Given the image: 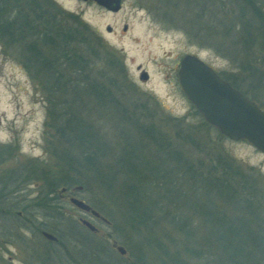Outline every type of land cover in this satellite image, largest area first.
I'll list each match as a JSON object with an SVG mask.
<instances>
[{
  "label": "rangeland",
  "instance_id": "rangeland-1",
  "mask_svg": "<svg viewBox=\"0 0 264 264\" xmlns=\"http://www.w3.org/2000/svg\"><path fill=\"white\" fill-rule=\"evenodd\" d=\"M39 1L42 0L35 4L37 19ZM52 1L65 17L71 15L74 22L86 24L97 33L103 53L119 62L110 74L119 73V76L111 79L115 83L110 88L111 99L105 98L104 93L101 98L105 101L98 102L87 94V90L83 91L86 84L77 94L68 89L67 94L65 90L62 92L64 95L56 80L51 51L46 49L45 37L40 35L39 20L33 17L35 35H28L26 41L36 48L40 59L32 57L29 60L22 48L19 55H13L0 39V185L6 188L11 201L22 206L16 212L22 227L8 224V229L4 230L1 224L4 219L0 218V231L4 233L0 232V264L68 263L54 257V250L34 223L39 222L37 218L41 214L48 212L38 204L37 197L58 196L62 189V185H58L67 178L80 181L89 177L84 170L77 174V165L81 161L79 150L68 148L63 136L57 132L58 126L62 129V108L69 100L75 104L70 105L66 113L91 120L102 142L113 150L122 145L126 134L133 135L131 118H135L141 122V131L154 121L157 132H170L171 138L179 141L176 144H188L184 145L186 152L196 159L207 160L204 157L211 154H228L257 181L264 202V153L247 141L224 137L209 125L184 94L177 75L182 58L188 54L196 55L219 74L239 84L264 108V0H122V9L117 13L90 1ZM101 63L102 70L106 65L104 60ZM145 72L149 75L148 81L141 80ZM59 73L65 72L60 70ZM65 76L66 82L84 81L70 74ZM98 81L105 84L107 80ZM52 111H55L53 118ZM181 131L187 133L180 134L185 136L184 141L176 135ZM192 144L207 145L200 153ZM108 154L109 158L113 153ZM55 186H58L57 194H48ZM76 187H82L81 191L75 192L76 197L101 210L107 220L114 223L108 220L110 224H106L84 215L68 199H59L64 207L63 220L56 223L63 234L69 230L68 223L80 224L79 219L86 218L97 227L96 234L105 239L108 248L112 247V241H122L126 250L128 247L132 253L144 250L147 264H169L165 254L128 229L124 202L120 197L115 195L113 203L109 194L95 183ZM223 209L231 219L243 221V214L237 209L225 205ZM262 213L263 209L261 216ZM190 218L192 226L198 227L200 237L209 235L212 238V232L209 234L211 224L193 215ZM161 221L160 229L156 231L159 241L163 244L164 237V242L170 244L169 250L182 252L177 246L183 238L167 221ZM80 229L76 236L83 239L80 235L88 231ZM260 229L264 231V225ZM112 234L118 235L117 239L110 238ZM66 237L69 244V235ZM172 240L175 245L171 246ZM76 248L79 250L80 246ZM64 255L67 259L68 254L64 252ZM116 255L118 257L119 253ZM123 260L131 264L135 261L128 255Z\"/></svg>",
  "mask_w": 264,
  "mask_h": 264
},
{
  "label": "trees",
  "instance_id": "trees-1",
  "mask_svg": "<svg viewBox=\"0 0 264 264\" xmlns=\"http://www.w3.org/2000/svg\"><path fill=\"white\" fill-rule=\"evenodd\" d=\"M36 1L0 2V39L15 56L19 55L22 48L27 57H30L29 60L32 57L40 59L36 48L26 41L28 35L30 37L34 34L33 6L37 4ZM38 4V20L42 29L40 35L45 37L44 45L51 51L55 61V76L61 93L65 90L67 94L70 89L72 94H77L80 87L86 84L83 91L87 90V94H91L98 102L104 100L101 98L104 93L105 98L111 99L110 88L115 85L111 79L118 78L119 73L112 76L110 70H114L119 62L103 53L102 41L97 33L86 24L74 22L73 16L65 17L64 12L52 0H42ZM103 60L106 67L101 70ZM60 70L65 73L60 74ZM66 74L84 81L66 82ZM219 75L264 109L239 84L227 76ZM102 78L107 80L105 84L99 83L98 80ZM106 103L109 104L108 101ZM65 104L60 114L62 129L58 126L57 132L63 136L68 148L76 147L79 150L81 161L77 169L84 170L89 177L80 181L67 178L58 186L62 185L61 188L69 191L78 184L87 187L88 184L95 183L109 194L113 203L115 195L120 197L124 202L128 229L141 236L147 245L151 244L162 255L165 254L169 264H264V231L260 229L264 225L263 195L257 181L233 157L228 154H211L204 157L207 160L196 159L186 152L188 144H176L179 141H174L170 132H157L154 121L141 131V122L135 118H131L134 136L126 134L127 138L122 145L113 150L109 144L102 142L91 120L66 113L75 101L69 100ZM54 116L55 111H52L51 117ZM203 124L207 125L204 121ZM180 134L187 133H176L177 138L184 141L185 136ZM153 142L159 144H151ZM192 145L201 153L207 144ZM108 152L113 153L109 158ZM71 157L74 158L72 152ZM79 170L78 175L83 173ZM58 186L49 190L48 194L56 195ZM5 191L6 188L0 185V218L4 219L2 229L7 230L8 224L20 228L22 225L16 212L22 206L11 201L10 194ZM36 199L48 212L37 218L39 222L34 223L35 228L41 235L43 231H47L58 238L57 243L46 240L54 250V257L67 260V264H131L123 260L125 256H115L116 250L108 248L105 239L88 229L86 234L80 235L83 239L77 238V230L85 229L79 223H68L69 230L63 234L64 231L57 224L63 220L64 207L59 200L60 195ZM224 205L242 213L243 221L225 215ZM95 210L106 218L101 210ZM190 215L212 225L209 232H212V238L209 235H198V227L192 226ZM108 220L114 223L111 219ZM161 220L167 221L171 229L183 238V241H178L177 246V250L182 252L169 250L170 244L164 242V237L163 244L159 241L156 231L160 229ZM0 232L4 234L3 231ZM68 235L69 244L66 237ZM117 236L112 234L109 237L117 239ZM144 236L149 238L145 239ZM119 243L123 247L126 245L122 241ZM172 245H175L174 240L171 241ZM76 246H80L79 250ZM64 252L69 259H66ZM127 255L135 260L132 264H147L144 250L132 253L127 247Z\"/></svg>",
  "mask_w": 264,
  "mask_h": 264
},
{
  "label": "water",
  "instance_id": "water-1",
  "mask_svg": "<svg viewBox=\"0 0 264 264\" xmlns=\"http://www.w3.org/2000/svg\"><path fill=\"white\" fill-rule=\"evenodd\" d=\"M81 1L94 2L114 13L122 9V0ZM108 31H111V28H108ZM177 75L184 94L209 125L224 137L232 141H247L264 153V110L257 103L235 89L213 67L196 55L188 54L182 58ZM141 80L148 81L149 75L143 73ZM81 190L82 187H76L71 192ZM66 192L67 188H62L59 195ZM68 201L84 215L110 224L84 200L70 195ZM79 222L90 232L98 233L99 230L90 220L80 218ZM42 236L50 242H58V238L47 231H43ZM112 247L121 256L127 255V250L117 241H112Z\"/></svg>",
  "mask_w": 264,
  "mask_h": 264
},
{
  "label": "flooded vegetation",
  "instance_id": "flooded-vegetation-1",
  "mask_svg": "<svg viewBox=\"0 0 264 264\" xmlns=\"http://www.w3.org/2000/svg\"><path fill=\"white\" fill-rule=\"evenodd\" d=\"M33 9H34V11H35V13L33 14V17H34V19H36V20H38L37 19V16H38V14L36 13V5L35 6H33ZM36 17V18H35ZM35 35V34H34ZM37 35V34H36ZM143 74V73H142ZM71 194H68V192H66L65 194H62V195H60V197H61V199H68L69 198V196H70ZM71 196H75V194H72Z\"/></svg>",
  "mask_w": 264,
  "mask_h": 264
}]
</instances>
